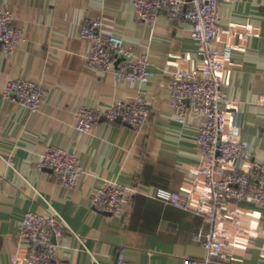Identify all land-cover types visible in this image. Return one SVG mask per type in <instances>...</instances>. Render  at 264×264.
Listing matches in <instances>:
<instances>
[{
	"label": "crops",
	"instance_id": "obj_1",
	"mask_svg": "<svg viewBox=\"0 0 264 264\" xmlns=\"http://www.w3.org/2000/svg\"><path fill=\"white\" fill-rule=\"evenodd\" d=\"M24 39L6 54L0 47V264L22 257L20 238L25 212L59 211L70 229L57 239L60 264H186L205 254L196 239L204 217L154 198L157 187L186 191L199 163L197 128L203 119H176L169 84L177 67L199 64V45L190 23L164 13L153 23L139 21L128 0H0ZM102 21L103 31L122 37L135 54L147 53L146 82L118 80L113 70L87 63L89 40L80 36L84 18ZM219 25L233 26L216 44L229 50L223 92L232 101L227 128L244 141L252 158L264 162V0H227L218 10ZM44 86L40 108L31 113L3 96L12 78ZM143 97L150 108L140 130L117 119L101 121L90 133L74 126V112L118 100ZM48 145L77 153L84 170L76 187L53 181L38 161ZM104 180L134 192L121 214L93 209L90 197ZM230 207H234L233 204ZM243 230L227 222L223 251L235 264H264V207L241 201Z\"/></svg>",
	"mask_w": 264,
	"mask_h": 264
},
{
	"label": "built area",
	"instance_id": "obj_2",
	"mask_svg": "<svg viewBox=\"0 0 264 264\" xmlns=\"http://www.w3.org/2000/svg\"><path fill=\"white\" fill-rule=\"evenodd\" d=\"M128 1L135 17L144 23H153L160 13L188 21L190 35L203 57L199 64L177 67L169 84L170 105L176 119L181 123L188 115L203 119L196 136L199 163L186 191L157 187L151 196L193 211L208 223V229L200 227L195 235L205 249L204 256L187 258L186 264H235L227 261L223 251L229 232L227 222L238 231L243 230L238 207L241 201L264 207V162L254 160L247 144L227 128L232 101L223 92V72L229 50L216 44L222 33L234 31L231 25H219V6L227 0ZM80 36L90 43L86 55L88 65L113 70L118 80L146 82L149 79L148 54L137 55L122 37L104 32L100 19L84 18ZM23 39V32L13 23L11 14L0 9L1 50L10 54ZM43 93L41 82L22 77L9 79L3 89L5 98L20 103L31 113L39 110ZM149 115L147 101L137 96L97 108L81 105L74 112V126L80 133L87 134L103 120L119 119L140 130ZM38 166L49 168L53 181L66 188L76 187L84 173L77 153L56 145L44 149ZM133 192L131 186L104 180L93 191L90 203L97 211L121 214ZM231 204L234 207H230ZM66 231L73 232L62 214L51 205L44 213L25 212L19 231L20 238L27 243L25 253L22 257L11 254L10 264H60L56 258L57 239ZM258 231L264 233V229ZM118 264L134 263L120 260Z\"/></svg>",
	"mask_w": 264,
	"mask_h": 264
}]
</instances>
